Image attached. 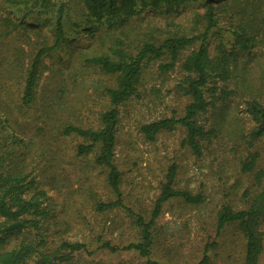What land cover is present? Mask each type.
Listing matches in <instances>:
<instances>
[{"label": "rangeland", "instance_id": "rangeland-1", "mask_svg": "<svg viewBox=\"0 0 264 264\" xmlns=\"http://www.w3.org/2000/svg\"><path fill=\"white\" fill-rule=\"evenodd\" d=\"M52 1L65 3L62 22L67 41L44 57L37 99L29 108L21 106L27 72L38 48L55 40L59 4L44 7L42 0H21L18 6L8 7L5 2L0 6V13L6 11L15 20L22 6L29 14L26 31L16 39L27 50L25 70L6 83L7 91L1 95L13 114L8 132L15 128L26 138L24 144L15 145L17 153L24 155L27 172L46 192L42 206L50 214L42 221L41 232L47 244L41 249L58 252L64 241L81 242L89 251L75 252L72 260L63 264H145L146 258L137 251L112 253L100 248L101 236L117 246L139 242L141 229L122 208L97 209L98 203L116 198L108 181V169L95 162L100 147L80 155L78 147L87 142L86 138L61 133L62 126L69 123L99 128V114L109 104L103 87L115 86L118 79L115 74L81 61L79 52H108L109 46L121 39L136 54L138 46L147 40L161 43L177 31L201 33L206 28L203 15L211 2L218 15V27L209 33V49L214 56L220 42L219 29L225 43H232L229 15L223 13V8L232 7L235 0L186 2L171 14L147 7L115 27L89 16L85 0ZM199 44L183 50L182 57L196 51ZM253 54L250 61H246L247 54L240 55L231 79L219 83L236 93L225 102L209 98L211 105L199 116L202 124L217 129V136L204 142L201 156L183 144L186 129L182 126L161 131L155 141L147 140L141 131L145 123L184 113L191 99L181 88L187 76L181 61L173 71L165 73L160 69V60H146L137 95L120 105L115 163L121 171L124 202L149 220L168 168L174 163L179 166L177 188L204 196L200 205L180 197L164 204L152 230V258L159 264H197L206 248L210 264H245L246 243L239 223L229 224L218 233L217 213L224 205L247 209L243 193L252 188L257 171H264V138L249 142L256 124L246 103L252 94L263 91L264 46L254 49ZM261 98L264 104V93ZM252 153L259 154L257 167L244 173L242 162ZM262 232L263 251L258 264H264V226Z\"/></svg>", "mask_w": 264, "mask_h": 264}, {"label": "trees", "instance_id": "trees-1", "mask_svg": "<svg viewBox=\"0 0 264 264\" xmlns=\"http://www.w3.org/2000/svg\"><path fill=\"white\" fill-rule=\"evenodd\" d=\"M20 1L1 0L0 6H3L4 2L8 7L9 5L18 6ZM191 1L197 0H85V6L88 15L94 17L96 21L115 27L126 23L147 7L164 9L171 14L177 12L182 4ZM42 4L44 7H55L59 4V15L54 29L55 40L53 44L46 43L40 46L32 60L21 98L23 108L31 107L37 99L44 57L67 41L62 22L65 3L42 0ZM25 8L26 6L19 8L20 17L17 16V20L6 11L0 13V264H63L70 262L75 252L89 251L88 246L81 242L64 241L58 252L42 251L41 248L47 244L41 232L42 221L46 220L50 214L42 206L46 192L40 190L39 182L27 172L24 155L17 153L15 145L24 144L26 138L18 134L15 128L8 132L13 114L1 95L2 92L7 91L6 83L14 80L25 70L27 50L22 44L16 43V39L23 31H26L28 26L29 14ZM223 13L229 15L230 29L228 31L231 34L232 43H225L222 31L219 29L217 36L220 42L216 46L214 56L209 49V33L218 27V15L216 7L211 2L203 15L206 28L201 33L177 31L170 33L161 43L147 40L138 46L139 51L136 54L131 52L121 39H116L115 43L109 46L108 52L103 51L97 54L87 51L79 52L81 61L96 66L109 75L115 74L118 79L115 86L103 87L109 104L99 114V128L69 123L62 126L61 133L86 138L87 142L78 147L80 155L90 154L96 147H100L95 162L98 166L108 169V181L116 198L98 203L97 209L108 211L122 208L134 218L135 224L141 229L139 242L117 246L101 236L98 238L100 248L112 253L134 250L146 258L145 264H159L152 258L154 244L152 230L162 214L164 204L175 197H180L194 205L204 202V196L201 193L194 194L189 190L177 188L179 166L174 163L168 168L166 181L162 185L149 220L129 207L123 199L121 171L115 163L117 134L121 123L120 105L137 95L144 62L158 59L162 63L160 69L168 73L173 71L181 61V66L187 73L185 86L181 88L191 99L184 113L145 123L141 126V131L147 140L155 141L161 131L182 126L186 129L183 144L188 146L195 155L203 154L204 142H211L212 138L217 136V129L202 124L199 116L207 112L212 101L225 102L229 96L236 93L219 83H227L231 79L238 57L247 54L246 61H250L254 55L253 50L264 46V0H235L232 7L223 8ZM196 42L200 43L198 49L182 57V51ZM229 45L231 48L227 49ZM262 87L264 91V83ZM263 91L252 94L246 102L247 112L256 124L249 134L251 144L264 138V104L261 98ZM258 159V153H252L245 158L242 162L243 172H253L257 167ZM263 179L264 171H257L251 184L252 188L245 189L243 197L248 200L247 209L236 210L229 205H224L217 213L218 233L229 224L239 223L246 243L245 264H258L263 251ZM207 250L208 248L197 264H210Z\"/></svg>", "mask_w": 264, "mask_h": 264}]
</instances>
